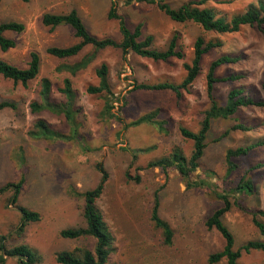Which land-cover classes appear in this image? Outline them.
<instances>
[{"label": "rangeland", "instance_id": "rangeland-1", "mask_svg": "<svg viewBox=\"0 0 264 264\" xmlns=\"http://www.w3.org/2000/svg\"><path fill=\"white\" fill-rule=\"evenodd\" d=\"M165 1L176 8L188 0ZM112 2L2 0L0 3V22L15 20L25 24L22 33L5 32L16 44L6 51L0 49V59L24 68L31 51L40 57L39 73L26 87L0 76V101L15 103V108L0 110V187L22 180L17 204L38 212L40 218L19 231L21 213L8 204L12 190L2 192L0 236H5L8 247L25 244L35 250L38 257L35 264H58L55 258L58 252L74 251L76 247L94 252L95 241L91 237L63 238L59 233L65 228L86 226L82 193L94 188L101 179L96 167L99 163L108 177L95 207L113 238L109 263L209 264L208 255L220 250L224 242L216 229L205 225L206 219L223 205L219 193H229V186L247 173L254 189L253 193H242L241 200L249 209L264 211V106H241L231 117L211 120L204 154L189 175V180L196 182L189 187L175 166L162 170L148 164L170 156L175 148L189 158L193 141L181 135L180 127L199 129L203 113L209 107L206 73L219 56H237L238 61L220 65L215 70L216 76L241 77L214 83L213 96L218 104H224L233 88L243 89L244 95L256 101L264 100V25L261 28L244 25L238 31L220 34L203 31L192 22L172 21L156 4L119 2L117 12L128 30L142 24L141 38L151 35L157 50H165L176 32L184 58L155 61L129 53L127 61H123L119 48L95 50L92 45L64 59L46 53L49 46L67 47L78 41L68 25L54 29L43 26L40 17L46 12L67 13L75 9L90 33L119 40L118 21L107 16ZM259 2L264 0H206L202 6L229 20ZM197 36L205 41L220 39L221 45L203 54L199 74L187 90L181 89L180 98L170 89L132 90L134 83L179 84L186 74L182 64L191 62ZM84 61H88L87 65L74 74L66 69ZM102 62L109 67L108 81L116 97L112 111L123 121L106 112L103 93L86 91L88 85L98 83L95 69ZM44 77L51 83L50 99L56 107L34 113L29 104L43 101L39 92ZM66 77L72 82L73 101L60 91ZM154 112L151 118L134 123ZM38 118L47 122L51 132L33 129ZM236 122L248 129L231 130L222 136ZM249 145L254 146L246 155L234 158L237 168L226 176L227 149ZM257 164L260 166L254 167ZM137 175L139 181L134 179ZM155 194L158 214L173 230L170 245L163 244L160 230L150 219ZM258 219L264 222V216L258 215ZM222 220L235 238V248L249 240L264 241L250 211H241L233 203ZM80 253L75 252L78 256ZM239 262L264 264V252H242ZM5 264L22 263L10 258ZM216 264L226 262L223 259Z\"/></svg>", "mask_w": 264, "mask_h": 264}, {"label": "trees", "instance_id": "trees-1", "mask_svg": "<svg viewBox=\"0 0 264 264\" xmlns=\"http://www.w3.org/2000/svg\"><path fill=\"white\" fill-rule=\"evenodd\" d=\"M22 1L27 2L29 0ZM1 2L2 0H0V3ZM119 2H122L124 5L132 3L156 4L159 10L172 21L179 23L192 22L197 24L203 31H212L220 34L238 31L244 25L257 26L258 28H261L264 25L263 2H259L258 5H249L245 12L236 14L228 20L224 16H217L212 8L203 7L202 5L205 4L206 0H188L176 8L171 7L165 0H113L107 16L108 18L116 19L118 21V30L121 34L119 40H114L111 37H98L90 33L75 9H72L67 13L46 12L40 17V22L43 26L54 29L59 25H68L72 28L74 36L78 38L76 43L67 47L49 46L46 48V53L56 58L64 59L77 55L86 45H92L95 50L109 46L119 48L121 50L123 61H127L129 53H135L155 61H167L172 57L178 59L184 58V52L178 46V35L176 32L172 35L168 47L165 50H157L152 45L153 37L151 35L141 38L142 24H137L132 31L128 30L125 26L122 15L117 12V5ZM24 30L25 24L23 22L15 20L0 22V49L6 51L15 47L16 44V41L13 38L5 36V32L10 31L19 34ZM220 45V39L205 41L201 36H197L193 45L191 62H183L182 64L186 74L179 84H172L169 82H160L153 85L134 83L132 90L170 89L171 91H174L177 98H180L182 95L181 89L187 90L199 74L203 54ZM29 56L30 58L27 66L24 68H20L10 62L0 59V76L10 79L13 83L20 82L23 87H26L31 80L37 77L40 69L39 54L36 51H31ZM237 61V56L223 54L214 59L208 67L205 89L206 95L209 99V107L203 113L202 120L199 123V129L197 131H192L184 126L180 127L181 135L193 141V149L189 158L185 157L179 148H175L170 156L153 160L148 166L159 167L162 170H165L169 166H175L183 177L186 186L189 187L191 182H196L190 181L189 175L199 166V160L204 154L206 135L210 129L211 120L231 117L241 106H264V100L256 101L251 97L244 95V90L241 88H233L229 90L224 104L220 105L217 103L213 96L214 83L238 79L241 75L228 74L224 76H216L215 70L222 64L234 63ZM87 63L88 61H84L83 64L67 66L66 69L74 74L77 70L84 68ZM95 74L98 78V83L96 85H88L86 91L90 94L103 93L105 96L104 107L106 112L116 116L117 120L123 121L112 111L114 108V99L116 97L111 90L108 81L109 67L107 63L102 62L96 67ZM50 87L51 83L49 79L46 77L42 78L39 96H41L43 101L34 100L30 102L29 106L32 112L36 113L45 108L54 109L56 107V103L50 99ZM262 89L264 91V82L262 84ZM60 91L65 94V96L70 97L68 98L69 100L73 98L74 90L70 78L66 77L63 79ZM4 108H15V103L8 100L0 101V110ZM155 113L156 112L148 114L134 123H139L144 118H151ZM66 116H69V113H67ZM35 128H42L46 132H51L49 130V125L42 118H38L35 124H33V129ZM235 129L247 130L248 127L236 122L227 128L222 133V136L228 135L231 130ZM29 132L32 133L33 130ZM253 146L254 145H249L246 147L227 149L225 153L227 165L226 176L237 168L234 158L246 155L249 149ZM258 166H260V164H257L254 167ZM96 167L101 172V179L94 188L82 193V196L84 197L83 217L86 221V226L65 228L59 233L63 238L91 237L95 241L94 252L90 249L81 250L79 247L74 249L75 252H81L79 256L76 255L74 251H60L55 257L58 264H111L107 259L110 251L113 249V238L107 230L101 213L95 207V200L101 195L108 175L101 164L98 163ZM134 179L139 181V175ZM21 184L22 180H19L18 183H8L7 185L0 187V193L9 189L12 190V194L8 198V204H12L21 213L20 224L18 226L19 231L24 230L29 222L39 220L40 218L38 212L29 210L17 204ZM229 187L231 190L229 193L222 192L218 194V197L223 201V205L217 208L205 221L206 227L209 229H216L224 241L220 250L208 255L207 262L209 264H216L223 259L226 264H241L239 258L242 252H249L250 250H260L264 252V241L262 240H249L235 248V238L222 220L223 215L231 209V206L234 203L239 210L250 211L253 223L258 227L260 234L264 236V222L258 219V215L264 216V211L249 209L240 197L244 192L253 193L254 185L251 177L247 173H244L235 184ZM155 197L157 198L151 207L150 219L154 227L160 230L163 244L170 245L173 239V230L170 224L159 216V201L157 194H155ZM230 198H233V202ZM4 241L5 236H0V264H5L10 258H17L22 264H35L37 262L38 257L36 251L29 246L20 244L8 247Z\"/></svg>", "mask_w": 264, "mask_h": 264}]
</instances>
